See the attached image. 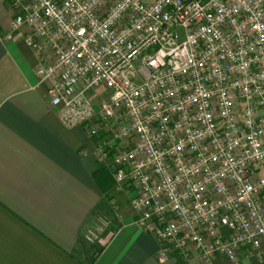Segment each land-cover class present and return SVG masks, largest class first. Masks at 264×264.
Wrapping results in <instances>:
<instances>
[{"label": "built area", "instance_id": "2783aa9c", "mask_svg": "<svg viewBox=\"0 0 264 264\" xmlns=\"http://www.w3.org/2000/svg\"><path fill=\"white\" fill-rule=\"evenodd\" d=\"M0 2L7 4L12 13L6 38H12L16 30L26 28L25 42L38 54L36 73L41 82L48 83L51 105L61 108L62 121L69 126L83 127L89 136L97 139L98 157L112 170L117 188L125 185L135 187L136 193L132 200L135 221L156 237L159 258L166 260L176 254L187 258L194 252L203 262L223 256L239 264L238 256L243 252L258 258L264 257V234L256 231L261 225L251 221L243 226L234 223L231 211L220 206L227 196H237L239 185L234 177L229 176L223 181L227 187L226 193H220L215 182L205 185L207 190L201 194L202 198L215 207V212L210 213L207 222L202 218L193 219L196 197L189 191L188 181L174 184L175 195L184 197L181 204L187 206L193 214L186 221L179 215V210L170 207L167 187L162 192L156 191L157 186L163 183V178L156 172L155 163L151 166L146 164L149 158L148 140L144 133L136 130L134 118L123 101L119 108L111 104L109 97L113 88L104 81L97 85L93 73L88 72L82 79L77 77V81L67 80L70 87L57 90L50 80L40 74L41 68L59 61L61 51H68L76 46L75 37L68 34L65 26L71 25L77 29L84 26L91 34L93 29L89 18L107 22L105 18L110 12L115 14V4L122 0H103L90 8L89 15L82 14L76 5H66L67 0H52L55 8L51 12L41 7L42 0ZM81 2L86 7L91 5V0ZM233 8H240V12L234 13ZM259 10L264 12V0H259ZM55 13L60 15L59 21L55 18ZM164 15H171L173 21L163 20ZM132 19L138 21L139 17L133 14ZM160 19L163 26L159 30V39L154 41L145 32H141L138 38L133 36L127 42L120 55H106L105 59L110 65L116 66L117 84L121 83L122 76H127L138 87L149 86L144 87L141 97L136 100L138 106L142 99L147 101V106L141 108L140 113L150 133L148 138L156 149L167 153L174 143L186 140L187 127H191L193 131H203L205 125L198 115L202 109L203 114L211 113L212 123L216 127L212 135L199 141L200 152L205 155L207 153L204 149L218 152L217 145L221 141L228 145L241 131H250L246 124L254 121L258 125L264 120V82H257L259 73L264 71V45L259 43V34L252 30L249 14L239 0H180L179 11L172 5H166ZM185 22L187 25L183 27ZM261 22L264 23V17ZM122 27L121 23L116 26V30L119 31ZM216 31L221 34L222 39L215 38ZM164 44L166 46L163 51L168 53L167 56L160 55L158 51ZM213 47L216 51L211 52ZM133 53L136 55L133 56ZM189 53L195 54L196 64L187 62ZM121 55L125 60L132 57L130 65L121 61ZM174 57L181 59L177 61ZM157 58L162 61V66L158 69L149 67V61ZM200 62H203V67L199 66ZM75 63L79 65L80 72L86 71L83 58ZM214 63L220 69L219 75H213ZM57 81L64 85V75H58ZM166 89L175 91L176 96H168ZM198 89L209 91L211 99L206 105L203 101L200 104L192 102L198 95ZM153 97H159L163 105L160 111L169 118L166 125L162 118L148 122L147 118L152 117L156 110ZM229 101L233 105L231 110L226 108ZM177 104L183 105L185 119L181 118L180 111L169 110L170 105ZM223 111H229L228 119L234 123V128L223 126L226 119ZM177 124L182 127L175 131V139H170L167 132L163 137L160 136L163 128L172 131ZM213 136L219 138L215 143ZM246 143L241 139V145L233 149L232 155L241 165L246 162V166L240 170L245 181L259 183V178L264 176V165L252 161L250 146L245 147ZM199 154L191 152L188 146L176 156H164L163 164L170 171L173 181L179 167L192 168L199 164ZM141 164L145 166L141 168ZM209 165L213 171L220 168L219 163L212 164L209 161ZM207 179L208 173L204 168L196 176L190 177L192 183ZM259 198L264 201V190L260 191ZM158 204L164 207L159 214L154 210ZM145 213H149L150 218ZM111 225L109 219L100 216L85 229L83 236L89 242H105L115 232ZM171 225H176V228L170 232Z\"/></svg>", "mask_w": 264, "mask_h": 264}, {"label": "crops", "instance_id": "0c3cea01", "mask_svg": "<svg viewBox=\"0 0 264 264\" xmlns=\"http://www.w3.org/2000/svg\"><path fill=\"white\" fill-rule=\"evenodd\" d=\"M11 17L0 2V264H160L156 237L135 221V187L117 188L97 139L62 121L36 73L38 54L25 42L26 28L6 38ZM100 216L114 234L85 240ZM238 258L264 260L245 252ZM176 262L177 256L164 260ZM182 264L235 263L223 256L203 262L192 252Z\"/></svg>", "mask_w": 264, "mask_h": 264}, {"label": "clouds", "instance_id": "9594fccd", "mask_svg": "<svg viewBox=\"0 0 264 264\" xmlns=\"http://www.w3.org/2000/svg\"><path fill=\"white\" fill-rule=\"evenodd\" d=\"M103 0H91V5L85 6L81 0H67L66 5H76L77 10L82 14L89 15V10L92 6L102 3ZM239 3L243 6L244 10L249 14V20L252 26V30L259 34V43L264 45V23H262V17H264V12L259 10V0H239ZM166 5H172L177 11L180 10V0H122V2H117L115 4L116 12H110V14L105 18L107 22L97 21L96 19L89 18V24L92 27V33L89 34L87 27L80 26L78 29L72 27L71 25L65 26V30L70 36L75 37L76 46L68 51H61L59 61L51 66H45L41 68L40 74L47 80H50L56 87L60 90L62 87H70L67 85V80H76L77 77L84 78L87 76L88 72L93 73V79L96 80V84L99 85L100 81H104L109 87L113 88L110 94V102L115 105L116 108L120 107V102L123 101L127 108L130 110V115L134 118L136 130L144 133L145 138L148 140L147 151L149 158L146 161L148 166L155 163L156 172L160 173L163 178V183L157 186L156 191L162 192L165 187L168 189L169 200L171 202L170 207L173 210H179V215L183 217L186 221L189 216L193 214L190 212L189 208L184 204H181V200L184 199L183 196L177 197L175 195L174 184H179L188 181L187 187L189 191L196 197V203L193 205L194 213L193 219H203L208 221L210 218V213L215 212L214 205H210L207 201L203 200L202 193L207 189L206 184L215 182L220 193H226L227 187L223 181L227 180L229 176L235 178V182L239 185L238 193L235 198L227 196L225 201L220 205L225 208L226 211H231L232 219L234 223H239L241 226L246 225L251 221L252 223H259L261 226L256 229L257 232L264 234V201L260 200L259 193L264 190V176L259 178V183L245 181L244 177L240 175V170L242 167L240 161L232 155L234 148L241 145V139L247 141L244 145L245 147L250 146L249 155L252 161L256 162L258 165H264V120L260 124H255L253 121L251 124H246L245 126L250 129L249 132L241 131L239 136L230 144L225 145L221 141L217 148L218 152H212L208 149H204V153L200 152V143L207 138L208 135H212L216 127L212 123L211 113L203 114L201 109L198 115L201 118V122L205 125L204 130H195L191 127H187L186 140H180L174 143L167 151V153L160 152L152 145V140L149 139V130L144 125V119L141 118L140 109L147 106L146 100H141L139 106L137 105V97H141V93L144 87H149L148 85L137 86L133 81L127 76H122L121 83L117 84V71L115 65H110V62L105 59L106 55L117 56L122 52L123 47L127 44L133 36H137L141 32H145L149 38L154 41L159 39V30L163 26L162 20L160 19V14ZM41 7H44L48 12H51L55 8L52 0H42ZM232 11L236 14L240 12V8H233ZM187 13V9H185ZM127 14V18H125ZM135 14L139 17L138 21L132 19V15ZM55 18L57 21L60 20L59 13H55ZM163 20L172 22L171 15H164ZM123 24V27L116 30V26ZM187 22L182 25L186 27ZM212 31V29H208ZM43 34V33H41ZM216 39H222L221 34L216 31L214 32ZM211 41V38H209ZM166 44L161 46L158 50L160 55L167 56L168 53L164 52L163 49ZM82 49V50H81ZM183 49H181L182 51ZM216 51L213 47L211 52ZM211 52L209 53L211 55ZM136 55L133 53V56ZM83 58L85 60L84 69L86 71L80 72L79 65L75 62ZM131 58L128 57L125 60L124 56L121 55L120 59L124 63L130 65ZM177 61L181 59L180 57H174ZM189 64H196V57L194 53H189V57L186 58ZM149 67L153 69H158L162 66V61L157 58L153 61H149ZM200 67H203V62H200ZM214 72L213 75H219L220 69L214 63L212 65ZM63 74L65 77V84L61 85L57 81V76ZM264 82V71L259 73L258 81ZM187 90V89H185ZM168 96H176V92L173 90H167ZM155 104L154 115L148 119L151 123L152 120L157 118H162L163 124H167L168 117L165 116L160 109L163 105L160 102L159 97L152 98ZM211 99L209 91H200L198 89V95L196 99L192 102L200 104L201 101L206 105ZM228 110L233 108L231 101L226 105ZM169 110L172 112L180 111L182 113L181 118L185 119L184 108L182 104L170 105ZM226 117L223 122V126L226 128H234V123L231 122L229 118V111L222 112ZM181 125L177 124L175 129L169 131L167 128H163L160 132V136L167 132L170 139H175V131L181 129ZM235 135V133H234ZM121 139V137H117ZM219 139L213 136V142ZM227 139V137H225ZM190 146L191 152H199V164L194 165L192 168L179 167L176 174L175 181L172 179V175L166 166L163 164V158L165 155L176 156L177 153L184 151L185 147ZM129 157L134 159V157L129 154ZM209 161L212 164H220V168L213 171L209 165ZM119 162V161H117ZM141 164L140 167H144ZM201 168L208 173V179L205 181H197L192 183L190 177L196 176ZM139 171V169H136ZM163 206L157 205L154 209L156 213H160L163 210ZM146 217L150 218L149 213H145ZM176 225H171L169 231H174ZM160 264H164L163 258L160 260Z\"/></svg>", "mask_w": 264, "mask_h": 264}, {"label": "trees", "instance_id": "16d2710c", "mask_svg": "<svg viewBox=\"0 0 264 264\" xmlns=\"http://www.w3.org/2000/svg\"><path fill=\"white\" fill-rule=\"evenodd\" d=\"M104 168H101V170H103ZM107 174L109 175V173L107 172ZM111 184V183H110ZM177 256V262L176 264H182V259L183 257L180 254H176ZM260 264H264V260H262V262Z\"/></svg>", "mask_w": 264, "mask_h": 264}, {"label": "rangeland", "instance_id": "374dc122", "mask_svg": "<svg viewBox=\"0 0 264 264\" xmlns=\"http://www.w3.org/2000/svg\"><path fill=\"white\" fill-rule=\"evenodd\" d=\"M103 89H101V91H102Z\"/></svg>", "mask_w": 264, "mask_h": 264}]
</instances>
